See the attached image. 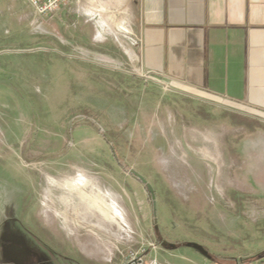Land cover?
I'll use <instances>...</instances> for the list:
<instances>
[{
	"label": "rangeland",
	"instance_id": "1",
	"mask_svg": "<svg viewBox=\"0 0 264 264\" xmlns=\"http://www.w3.org/2000/svg\"><path fill=\"white\" fill-rule=\"evenodd\" d=\"M76 1L41 17L28 0H0V264L21 257L7 224L51 264H264V118L144 80L125 4L73 14ZM131 169L155 189L157 222ZM80 174L123 219L49 192Z\"/></svg>",
	"mask_w": 264,
	"mask_h": 264
},
{
	"label": "crops",
	"instance_id": "2",
	"mask_svg": "<svg viewBox=\"0 0 264 264\" xmlns=\"http://www.w3.org/2000/svg\"><path fill=\"white\" fill-rule=\"evenodd\" d=\"M121 1L117 8L131 11V35L140 40L138 68L183 94L264 118V0ZM71 4L73 14L94 8L92 0ZM101 27L110 28L105 20ZM87 33L94 40L90 26ZM127 54L133 65V51ZM257 164L264 185V158Z\"/></svg>",
	"mask_w": 264,
	"mask_h": 264
},
{
	"label": "bare ground",
	"instance_id": "3",
	"mask_svg": "<svg viewBox=\"0 0 264 264\" xmlns=\"http://www.w3.org/2000/svg\"><path fill=\"white\" fill-rule=\"evenodd\" d=\"M49 192L65 205L72 204L73 209H86L89 213H98L109 223H118L123 219L117 205L110 195L96 184V180L86 174L66 177L62 180L53 179ZM51 195V196H52Z\"/></svg>",
	"mask_w": 264,
	"mask_h": 264
},
{
	"label": "flooded vegetation",
	"instance_id": "4",
	"mask_svg": "<svg viewBox=\"0 0 264 264\" xmlns=\"http://www.w3.org/2000/svg\"><path fill=\"white\" fill-rule=\"evenodd\" d=\"M261 174H264V168L262 169ZM20 226H21V233L23 234V236H20L19 239H17L16 235L11 232V230L9 228V224L3 226V233H4V231L6 233L5 237L3 236L4 243H7V247L11 246L13 244L15 246V248H18L19 251L21 250L20 251L21 257H19V259H17V260L12 259L11 263L8 261L7 264H25V263H27L26 262L27 258H29V259L33 258L35 264H51V262L48 258H47V260L45 258H42L41 255L43 253H41L36 247H33L29 244V242H30L29 238H31L29 235L30 232H28L27 228H24L23 225H20ZM7 228H9V231ZM32 245H34V244H32ZM31 248L34 249L35 252H33V253L31 251L26 252V250L31 249ZM128 264H144V260H142V263H136V262L133 263V260H131L128 262Z\"/></svg>",
	"mask_w": 264,
	"mask_h": 264
},
{
	"label": "built area",
	"instance_id": "5",
	"mask_svg": "<svg viewBox=\"0 0 264 264\" xmlns=\"http://www.w3.org/2000/svg\"><path fill=\"white\" fill-rule=\"evenodd\" d=\"M71 0H28L30 6L36 11L38 16L49 17L54 15L60 8L66 6ZM138 43L140 40L137 38ZM139 76L146 81H157L160 82V79L157 76L153 75L148 71L141 70ZM131 260H134L136 263H142V260L138 258L131 257Z\"/></svg>",
	"mask_w": 264,
	"mask_h": 264
},
{
	"label": "water",
	"instance_id": "6",
	"mask_svg": "<svg viewBox=\"0 0 264 264\" xmlns=\"http://www.w3.org/2000/svg\"><path fill=\"white\" fill-rule=\"evenodd\" d=\"M129 174L137 179L146 189L147 193L151 197L152 205H153V218L157 222V196L154 187L143 177L139 172L134 169L129 171Z\"/></svg>",
	"mask_w": 264,
	"mask_h": 264
},
{
	"label": "trees",
	"instance_id": "7",
	"mask_svg": "<svg viewBox=\"0 0 264 264\" xmlns=\"http://www.w3.org/2000/svg\"><path fill=\"white\" fill-rule=\"evenodd\" d=\"M259 257H254V258H252V259H250V262H253V261H255V260H257Z\"/></svg>",
	"mask_w": 264,
	"mask_h": 264
}]
</instances>
